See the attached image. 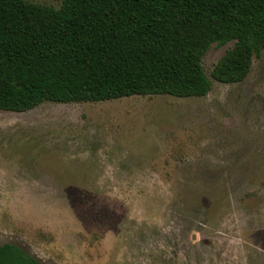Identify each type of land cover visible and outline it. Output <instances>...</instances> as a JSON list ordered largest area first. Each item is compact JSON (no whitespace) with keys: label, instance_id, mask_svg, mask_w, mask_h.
I'll use <instances>...</instances> for the list:
<instances>
[{"label":"rangeland","instance_id":"1","mask_svg":"<svg viewBox=\"0 0 264 264\" xmlns=\"http://www.w3.org/2000/svg\"><path fill=\"white\" fill-rule=\"evenodd\" d=\"M7 242L43 264H264V49L205 96L0 111Z\"/></svg>","mask_w":264,"mask_h":264},{"label":"trees","instance_id":"2","mask_svg":"<svg viewBox=\"0 0 264 264\" xmlns=\"http://www.w3.org/2000/svg\"><path fill=\"white\" fill-rule=\"evenodd\" d=\"M233 42L211 74L213 43ZM264 49V0H0V111L132 95L205 96ZM0 264H43L11 242Z\"/></svg>","mask_w":264,"mask_h":264}]
</instances>
